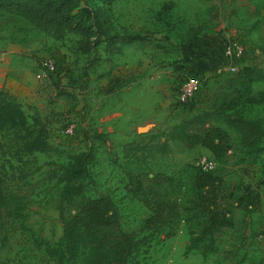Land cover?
<instances>
[{
    "label": "rangeland",
    "instance_id": "374dc122",
    "mask_svg": "<svg viewBox=\"0 0 264 264\" xmlns=\"http://www.w3.org/2000/svg\"><path fill=\"white\" fill-rule=\"evenodd\" d=\"M88 3L97 9L103 1ZM111 10L116 28L140 34L143 39L135 44L147 49L144 56L149 60L161 47L166 54L163 61L175 74L182 71L183 50L205 53L222 43L240 41L246 50L243 64L257 68L262 77L253 84V92H264V0H113ZM11 24L27 32L29 40L24 39L25 45L9 64L17 84L30 85L16 97L29 123L38 118L45 127L50 148L30 152L12 128L0 131L5 191L0 204V264H74L66 251L61 214L70 217L82 201L100 195L112 197L125 230L146 236L143 224L151 209L145 201L152 191L176 201L180 216L174 228L165 226L151 236L131 264H264V103L216 113L225 99L233 97L238 75L226 71L202 75L196 99L150 132L131 133L126 126L109 130L100 120L103 114L94 113L89 91L94 64L105 61L103 45L96 55H85L78 51L77 36L58 40L5 14H0V39H8ZM49 46L63 50L65 59L51 56L59 62L60 75L43 78L40 64ZM6 49L0 47V52ZM209 88L214 96L203 107L199 103ZM239 114L260 126L258 138L246 142L241 137L234 124ZM72 123L75 130L69 135L66 128ZM181 124L183 133L175 129ZM212 125L231 136L232 148L216 159L215 174L223 179L225 205L236 225L203 236L205 216L196 208L194 188L196 160L213 155L191 139L172 134L202 135ZM81 154H88L89 176L73 179L70 171ZM71 183H83L84 193L69 194L66 186ZM253 187L262 195V210L237 208L236 198Z\"/></svg>",
    "mask_w": 264,
    "mask_h": 264
},
{
    "label": "trees",
    "instance_id": "16d2710c",
    "mask_svg": "<svg viewBox=\"0 0 264 264\" xmlns=\"http://www.w3.org/2000/svg\"><path fill=\"white\" fill-rule=\"evenodd\" d=\"M101 1L103 4L95 9L88 0H0V14L17 16L40 32L58 40H64L68 35H75L78 51L85 55H96L100 44L103 45V52L107 55L118 54L123 51L126 44L143 39L140 34L118 30L111 10L113 0ZM219 57L221 61V56ZM187 72V68L182 66L180 73ZM192 73L202 76L197 71ZM232 74L238 75L239 82L232 89L233 97L230 100L225 99L216 109L217 114L235 111L244 104L264 103V92H253V84L262 79L257 68L243 64ZM197 120L195 118L192 121ZM234 124L246 142L250 137H259L261 131L256 122L239 114ZM4 127L12 128L24 148L30 152H44L50 148L47 131L39 119L29 123L17 97L3 88L0 89V131ZM175 129L180 130L181 133L185 131L182 124ZM172 135L191 139L207 149L215 159L224 157L232 148L230 133L220 126H209L202 135L195 133L181 136L179 131ZM257 151H261V148ZM87 157L88 154H81L78 157L70 171L73 179L89 176L86 166ZM194 188L197 191L196 208L205 216L203 236L219 228L235 227L233 215L225 205L223 179L215 174V170L197 169ZM66 189L69 194L79 197L84 193L85 186L83 183H71ZM4 199V178L0 174V204ZM145 202L150 207L151 214L143 224V230L148 233L141 238L123 228L119 210L109 195L85 199L70 217L61 214L63 239L69 259L74 264H131L141 246L147 244L151 236L160 233L165 226L174 228L173 225L180 216L178 203L168 195L152 191L151 197H147ZM262 205V195L254 187L245 190L236 198V207L248 212H259L262 210ZM171 235L173 233L168 236Z\"/></svg>",
    "mask_w": 264,
    "mask_h": 264
},
{
    "label": "crops",
    "instance_id": "0c3cea01",
    "mask_svg": "<svg viewBox=\"0 0 264 264\" xmlns=\"http://www.w3.org/2000/svg\"><path fill=\"white\" fill-rule=\"evenodd\" d=\"M14 26L15 24H11L7 27L8 39H0V47L7 48L0 52V89L4 88L15 96H21L30 85L23 81L17 84L13 68L9 69V64L16 55L15 51H20L25 45L24 39L29 40L27 32L19 31ZM135 43L126 44L118 54L107 55L104 52L105 61L98 62L99 65L94 64L93 82L89 91L94 101V113L98 110L99 114H103L100 120L104 121L103 124L109 130L121 131L126 126L128 132L142 134L154 130L162 119L166 120L172 113H182L184 106L177 105L173 86L175 73L163 61L166 57L162 53L163 49L157 48V57L149 60L144 56L147 49L144 50L143 46ZM223 45L222 43L216 50L205 53L183 50V62L180 64L190 72L197 71L210 76L220 61ZM49 49L50 46L45 48L43 56L49 58L56 55L57 59L64 62L65 56L61 55L63 50ZM160 56L163 58L160 59ZM211 90H205L206 96L199 103L201 106L206 107L211 101L214 96Z\"/></svg>",
    "mask_w": 264,
    "mask_h": 264
},
{
    "label": "built area",
    "instance_id": "2783aa9c",
    "mask_svg": "<svg viewBox=\"0 0 264 264\" xmlns=\"http://www.w3.org/2000/svg\"><path fill=\"white\" fill-rule=\"evenodd\" d=\"M246 50L244 45L238 40H232L223 45L221 61L214 68L215 74H221L224 71L235 73L238 71L245 60ZM187 73H178L174 75L173 86L176 90L177 105L184 106L192 103L202 88V78L189 70ZM60 75L59 62L54 58H46L40 64V76L48 78L50 76ZM74 123L69 124L66 133L74 134ZM196 166L203 171H213L217 168V161L213 157L200 156L196 160Z\"/></svg>",
    "mask_w": 264,
    "mask_h": 264
}]
</instances>
